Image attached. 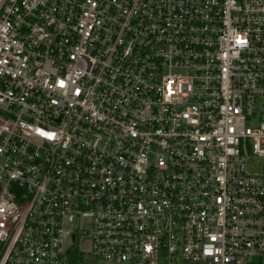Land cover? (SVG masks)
Wrapping results in <instances>:
<instances>
[{
	"label": "built area",
	"instance_id": "2783aa9c",
	"mask_svg": "<svg viewBox=\"0 0 264 264\" xmlns=\"http://www.w3.org/2000/svg\"><path fill=\"white\" fill-rule=\"evenodd\" d=\"M0 264H264V0H0Z\"/></svg>",
	"mask_w": 264,
	"mask_h": 264
},
{
	"label": "rangeland",
	"instance_id": "374dc122",
	"mask_svg": "<svg viewBox=\"0 0 264 264\" xmlns=\"http://www.w3.org/2000/svg\"><path fill=\"white\" fill-rule=\"evenodd\" d=\"M256 166H257V169L260 170V161H258V162L256 163ZM250 169H251V170H255V168H254L253 166H250ZM80 247H81L83 250H85V251H89V250H90V246H89V242H88V240L86 239V240L81 241V243H80Z\"/></svg>",
	"mask_w": 264,
	"mask_h": 264
}]
</instances>
